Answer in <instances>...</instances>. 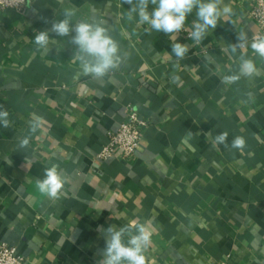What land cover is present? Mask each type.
<instances>
[{"label":"crops","instance_id":"crops-1","mask_svg":"<svg viewBox=\"0 0 264 264\" xmlns=\"http://www.w3.org/2000/svg\"><path fill=\"white\" fill-rule=\"evenodd\" d=\"M225 3L231 14L200 44L177 35L189 46L183 60L168 35L127 19L124 0H30L0 12V105L10 121L0 125V241L23 264H98L102 230L133 221L152 230L147 264H264V59L247 47L261 74L220 82L239 69L241 52L225 50L258 33L251 0ZM73 6V23L99 21L119 43L120 67L102 79L82 74L70 36L49 31V50L35 44ZM195 19L194 10L185 28ZM129 110L148 120L140 146L99 158ZM221 132L229 146L242 136L244 149L214 145ZM51 164L66 178L55 201L35 186Z\"/></svg>","mask_w":264,"mask_h":264},{"label":"clouds","instance_id":"clouds-1","mask_svg":"<svg viewBox=\"0 0 264 264\" xmlns=\"http://www.w3.org/2000/svg\"><path fill=\"white\" fill-rule=\"evenodd\" d=\"M63 2V0H61ZM131 5L127 19L131 21L134 14L138 15V23L147 25L146 32L156 31L168 35L174 41L171 52L177 60H183L189 52V46L177 42V35L187 31L188 38L200 44L210 30H215L222 17L231 14V7L225 0H124ZM150 5L151 7L150 10ZM195 10L196 19L191 22V28L186 29L188 17ZM75 7L65 8L63 19L53 21L50 30L39 31L35 34V44L40 49L49 50L51 40L49 31L60 37L70 36V42L76 46L75 59L83 75L95 79H102L118 69L122 62L119 43L109 34V29L99 21L86 22L76 20ZM74 33V35H73ZM238 42L231 44L229 55H234L238 50V72L224 75L221 79L223 85L236 83L242 77H252L261 74L252 59L246 58L244 49L250 47L254 55L264 59V35L249 38L246 33L238 34ZM209 63L212 57H206ZM174 81L179 79L173 76ZM8 111L0 105V125L10 126ZM31 131L39 127V119L31 123ZM228 133L221 132L215 136L214 145L223 144L226 148L243 150L246 144L242 136L233 139L231 145L227 143ZM30 143L28 137L20 138V148H27ZM11 163V162H10ZM65 176L55 164L49 165L44 171V177L35 182L38 192L55 201L65 195ZM105 247L101 253L98 264H147L146 253L152 243V230L145 223L133 221L126 226L116 227L110 225L102 230Z\"/></svg>","mask_w":264,"mask_h":264},{"label":"built area","instance_id":"built-area-1","mask_svg":"<svg viewBox=\"0 0 264 264\" xmlns=\"http://www.w3.org/2000/svg\"><path fill=\"white\" fill-rule=\"evenodd\" d=\"M252 8L250 17L258 25L256 36L264 35V0H251ZM30 0H0V12L14 11L20 12L25 9ZM185 32L186 31H181ZM148 127V120L141 118L134 110H129L123 122L120 123L116 131L108 133V141L100 150L98 157L107 159L111 157L115 150H120L124 156L133 155L140 146L141 137ZM23 257L18 253L15 246L0 241V264H23ZM220 264H231L221 262Z\"/></svg>","mask_w":264,"mask_h":264}]
</instances>
